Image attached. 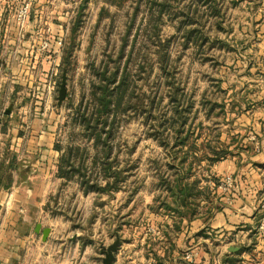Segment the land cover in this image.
Wrapping results in <instances>:
<instances>
[{
	"label": "rangeland",
	"instance_id": "rangeland-1",
	"mask_svg": "<svg viewBox=\"0 0 264 264\" xmlns=\"http://www.w3.org/2000/svg\"><path fill=\"white\" fill-rule=\"evenodd\" d=\"M30 1L31 8L42 16L31 27L39 52L44 51L40 49L38 31L52 23L63 27L59 49L62 60L55 66L52 59L53 69L41 80L42 68L22 62L24 57L30 56L19 52L17 47L2 48L5 50L0 52L2 147L17 144L19 137L29 140L39 131L54 136L55 144L88 146L93 153V144L77 127L74 114L83 89L89 88L91 79L96 78L94 67L105 61L114 67L123 47L122 66L130 58L131 107L119 119L112 145L113 156L118 154L121 166L130 168L126 171L123 189L116 191L113 199L119 208L118 222H122L120 214H131L125 218L127 225L123 227L128 230L126 237L134 234L140 237L149 211L162 208L167 213L161 201L155 200L158 195L164 199L167 194L155 184V159L165 171L169 161H173L172 154L188 155L185 173L189 174V181L200 179L204 193L189 200L183 209L187 210V215L190 211L192 218L207 220L222 208L221 197L225 191L219 184L230 174L217 177L218 187L215 188L212 166L218 160L212 161L211 147L222 150L220 156L227 151L224 158L240 153L242 110L264 109V73L257 68L264 60L260 51L264 43L261 36L264 22H260L264 17V0H217L218 13H212L213 0L199 1V7L196 0H171L173 7L164 12L163 17L158 16L156 6H151L155 0H46L38 7L34 5L36 0ZM10 2L5 11L13 14L16 4ZM189 4L191 10L186 16L183 11H188ZM191 18L195 20L190 22ZM1 23L6 24L0 20ZM190 29L195 32L186 43L185 35ZM196 34L201 35L199 41L194 39ZM49 41L52 44L53 38ZM48 52L52 53L53 48L46 50ZM68 53L67 64L63 57ZM14 66L18 70L13 69ZM65 69L68 72L67 97L58 104ZM176 86L185 94V106L193 103V107L187 113L183 131L184 136L189 132L187 143L172 149L174 142L163 145L153 137L152 125L158 122L153 116H159L166 126L176 119L170 109L173 106L170 92ZM152 99L154 103L150 102ZM8 107L13 109L10 115L3 111ZM191 163L193 166L189 168ZM134 187L138 190L133 193ZM165 199L172 201V197ZM204 233L211 238L216 235L214 230Z\"/></svg>",
	"mask_w": 264,
	"mask_h": 264
},
{
	"label": "crops",
	"instance_id": "crops-1",
	"mask_svg": "<svg viewBox=\"0 0 264 264\" xmlns=\"http://www.w3.org/2000/svg\"><path fill=\"white\" fill-rule=\"evenodd\" d=\"M9 1H0V20L6 22L0 24V52L17 47L30 56L22 62L42 68L40 79L45 80L44 74L53 69L52 59L60 65L61 52H39L31 27L42 16L35 9L22 40L13 14L5 11ZM45 1L36 0L34 5L43 6ZM51 25L53 31L63 32L60 24ZM262 48L264 43L260 46L264 59ZM257 68L264 73V60ZM3 111L10 115L13 109ZM243 111L241 152L212 166L216 177L232 174L236 180L234 188L223 192L222 208L207 220L192 218L190 211L187 215L186 206L171 213L151 210L140 237H126L128 212L120 214L125 224L119 226L116 191L85 193L77 176L67 179L59 174L62 150L54 136L37 131L8 148L0 144V264H99L102 246L111 244L117 234L121 243L114 264H264V109ZM45 227L50 228L47 239ZM205 230L216 235H198Z\"/></svg>",
	"mask_w": 264,
	"mask_h": 264
},
{
	"label": "trees",
	"instance_id": "trees-1",
	"mask_svg": "<svg viewBox=\"0 0 264 264\" xmlns=\"http://www.w3.org/2000/svg\"><path fill=\"white\" fill-rule=\"evenodd\" d=\"M171 0H155L153 7L158 8V16L163 17V13L168 11L171 7ZM196 6L199 1L196 0ZM194 1V2H196ZM193 2V3H194ZM212 13H218L217 0H213ZM199 7V6H198ZM191 10V4L188 5V11L183 13L188 16ZM199 11L198 8L196 12ZM195 19L191 18L189 21L193 22ZM188 23V22H187ZM194 29L188 31L186 34V43L192 39ZM159 33V32H157ZM61 32L53 31L52 33V48H57V37ZM199 34V33H197ZM195 36V41H199L201 35ZM124 54V48L120 50L117 63L114 67L110 66L109 61L101 63L98 67H94V74L96 78L91 79L90 85L87 89H83L81 101L74 114L75 123L85 133L87 140L91 141L94 147V152L91 153L88 146H76L74 143L67 147L56 144V147L62 150L59 174L67 179L78 177L79 183L85 193L88 192H107L119 191L123 189L126 183V171L130 168L121 166L118 160V154L113 156V139L115 131L118 127L119 119L125 115L130 109L131 95H129V59L122 66L121 58ZM64 62L69 63L70 53L64 57ZM166 65V63H165ZM179 86L175 87L173 92H170L173 115L176 119L171 122L170 126L163 125L159 116H153L158 122L153 124V137L158 139L163 145H169V141L174 142L171 148L174 149L179 144L187 143V136L183 135L187 123V113L191 111L193 103L185 106V94L181 91ZM87 100V101H86ZM86 101V103H85ZM154 103V99L150 100ZM171 107V106H170ZM168 121V120H167ZM116 128V129H115ZM169 131V132H168ZM79 133V132H78ZM77 133V134H78ZM75 133V135H77ZM175 140V141H174ZM181 150H178L180 152ZM213 153L212 161H217L225 157L227 151L221 155V151L214 146L211 147ZM171 154V153H170ZM224 156V157H223ZM173 161L167 164L168 170H162L161 164H158L155 159L156 173L154 174L157 182L156 186L165 191L167 194L165 198L172 197V201L164 200L161 195L155 197V200H160L161 204L167 208L168 211L177 212V207H185L188 205L190 199H197L198 196L204 192L200 188V179L189 181L185 173V166L187 156H179V154H172ZM187 157V158H186ZM177 161V162H176ZM193 163L189 165V168ZM136 167V166H135ZM133 169V167H132ZM217 177L215 188L218 187ZM138 190L134 187L133 193ZM173 202V203H172ZM158 211L157 209H154ZM194 213V212H193ZM121 227L122 222H119ZM199 236L206 235L204 231L198 233Z\"/></svg>",
	"mask_w": 264,
	"mask_h": 264
},
{
	"label": "built area",
	"instance_id": "built-area-1",
	"mask_svg": "<svg viewBox=\"0 0 264 264\" xmlns=\"http://www.w3.org/2000/svg\"><path fill=\"white\" fill-rule=\"evenodd\" d=\"M15 4L16 7L14 9V20L17 24V26L19 27V35L21 37H25V34L27 33L29 26H30V22H31V12H32V8H31V1L30 0H22V1H18L15 0ZM53 33V29L51 26L46 27L44 30H39L38 34H39V45H40V49L41 51H46V50H50V48L52 47L51 41H49L51 35ZM63 41V35L62 33L57 37V48H54L53 51H59L61 44ZM235 177L233 175H227L225 176L221 183L219 184V187L221 189H223L225 192H228L229 190H231L234 185H235ZM264 227V225H263ZM153 231H155V229H152ZM0 231H1V227H0ZM190 256V255H189Z\"/></svg>",
	"mask_w": 264,
	"mask_h": 264
},
{
	"label": "water",
	"instance_id": "water-1",
	"mask_svg": "<svg viewBox=\"0 0 264 264\" xmlns=\"http://www.w3.org/2000/svg\"><path fill=\"white\" fill-rule=\"evenodd\" d=\"M67 83H68V72L65 69L62 76V82L59 89V95H58V104H61L62 101L67 97ZM41 224L38 225V230L40 231ZM50 233V228L45 227L43 228V238L47 239L48 235ZM121 243V238L117 235L116 239L109 244L108 246H102V251L104 253L102 257V264H114L116 252L119 249ZM232 250L234 247L231 248Z\"/></svg>",
	"mask_w": 264,
	"mask_h": 264
}]
</instances>
